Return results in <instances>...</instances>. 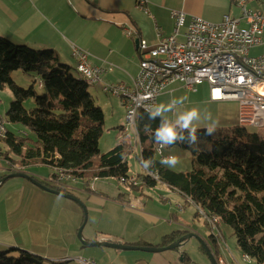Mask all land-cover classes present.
Masks as SVG:
<instances>
[{
    "label": "crops",
    "instance_id": "obj_1",
    "mask_svg": "<svg viewBox=\"0 0 264 264\" xmlns=\"http://www.w3.org/2000/svg\"><path fill=\"white\" fill-rule=\"evenodd\" d=\"M245 5L249 10L264 14V0H247ZM174 13L184 15L183 26L179 25ZM226 15L232 19H239L242 17V8L232 0H0V37L16 45H25L37 51L51 50L57 55L60 63L70 67L73 72L77 65V59L73 56L74 47L80 48L81 52L88 55L87 63L103 71L100 83L94 85L95 92L101 93L102 87L106 85L132 87V81L140 71L143 58L139 47L140 41H146L149 49H154L163 42L172 40L183 43L192 20L202 18L211 23H220ZM242 24L244 25V22ZM259 46H263L261 51L264 55V34L262 44ZM201 85L206 89L204 101L211 104L208 84ZM39 87L41 88L40 84ZM180 87H182L181 84L170 86L158 100ZM119 99L124 109L122 99ZM212 104L218 105L221 123L238 125L239 110L236 103ZM167 154L170 155V153ZM31 167L24 168L22 171L42 183L49 185L53 183L52 177L57 174L55 170L44 166ZM34 169H37L36 173L30 172ZM105 180L96 179L88 186L84 183H76L69 184V188L67 187V193L81 201L88 212L89 220L82 232L86 243L110 241L128 246L160 247L164 238L182 231L186 232L185 234L196 235L213 252V243L210 238L213 233L208 237L203 233V236H200L202 234L199 230H190L180 225L179 221L182 217L171 212V206L167 205V212L162 210L163 213L158 208L149 206L146 197L151 190H157L158 186L149 190H139L138 194L144 193L140 200L145 202V206L142 210H134L130 208L129 202L133 198L132 194L137 195V193L131 188L129 191L121 186L115 179ZM36 187L21 183L15 188L17 190L9 191L2 196L0 199V234L1 232H12L17 241H20L22 223L28 217L33 219L29 221H34L39 207L34 208L33 206L43 199L51 204V211L46 215L48 224H58L60 212L58 203L59 199L63 198L65 207L82 219V227L86 215L77 202ZM165 188L178 195V199L174 201L177 204V210L182 205L179 202L180 198L189 202L174 189L167 186ZM34 195H37V201L32 203ZM162 195L165 196L163 193ZM54 212L56 216L52 220ZM92 215L93 219H91ZM8 243L10 242L0 239V250H20L18 247L8 250L2 246L10 245ZM189 243L190 241L179 251L172 250L173 254L169 256H165V251L150 253L115 249L112 253L106 251L107 247L92 252L86 249L92 245L84 244L81 249L74 250L72 248L74 243L66 246L60 243L51 244L41 250L21 247L28 250L27 252L37 253L42 258L51 261L71 260L73 257H75L74 260L84 258L82 254L99 258L97 256L100 252L106 258H100V262H96V258H93L97 264H194L190 253L185 249ZM219 243L221 246V242ZM97 247L100 248V246ZM221 254L222 257L227 258L228 264H254L253 261L245 263L239 251L232 252L233 258L231 259L223 246H221ZM186 256L189 257L190 263L185 262ZM180 258H183V262L179 261ZM229 259L235 262L232 263ZM198 263L204 264L203 261Z\"/></svg>",
    "mask_w": 264,
    "mask_h": 264
},
{
    "label": "trees",
    "instance_id": "obj_2",
    "mask_svg": "<svg viewBox=\"0 0 264 264\" xmlns=\"http://www.w3.org/2000/svg\"><path fill=\"white\" fill-rule=\"evenodd\" d=\"M19 70L42 83L43 95H37L33 86L25 90L14 82L12 73ZM90 86L70 67L61 64L53 51H37L0 37V90L8 87L15 98L7 112L8 120L37 137L36 147L25 150L23 142L8 133L6 141L22 157L19 166L25 169L44 166L58 170L59 175L112 178L131 185L135 178L130 176L128 156L136 149L148 175L134 184L135 189L159 185L174 189L201 209L206 218L218 219L221 226L232 228L242 257L264 264V138L260 133L238 128L232 135L211 137L210 149H192V170L176 172L162 164L156 155L157 144L167 146L163 140L156 139V130L163 126L162 119L153 118V113L140 112L137 128L142 144L125 133L115 148L103 154L99 143L104 134L105 115L94 103ZM30 99L36 107L27 110L24 103ZM146 140L150 141L147 148L143 146ZM189 140L190 133H180L169 145L188 148ZM185 233L179 231L164 238L160 247L168 246ZM210 238L219 260L220 239L214 234ZM68 262H51L22 250H0V264ZM185 262H191L189 257H185Z\"/></svg>",
    "mask_w": 264,
    "mask_h": 264
},
{
    "label": "rangeland",
    "instance_id": "obj_3",
    "mask_svg": "<svg viewBox=\"0 0 264 264\" xmlns=\"http://www.w3.org/2000/svg\"><path fill=\"white\" fill-rule=\"evenodd\" d=\"M249 10V9H248ZM252 11V10H251ZM240 19V18H239ZM223 20V19H222ZM244 22V21H242ZM264 34V33H263ZM262 44V43H261ZM260 44V45H261ZM263 46H255L252 49V57H259L264 56L262 55ZM77 66V65H76ZM74 70V73L78 75V77H82L81 74ZM77 72V73H76ZM12 78L14 82L22 89H29L32 86L34 87L35 92L37 95L41 96L43 95L42 88L39 87V84H42L39 82V84L32 78V76L26 74L25 72L19 70L12 73ZM90 93L94 99V103L99 106L105 115V122H104V134L100 139L99 147L101 153H107L113 148L117 146L120 140H122L125 137V133H127V136L129 138L135 137V139L142 144L143 141H141V137L137 128L136 123V133L130 131L125 132L123 128L127 125V115H128V109L124 105V109L121 106L120 97L111 94L103 89L101 93H96L94 85L96 84L94 81H90ZM180 85V84H178ZM182 86V85H181ZM206 89H204L203 85H199L196 87L195 90H189L184 87H180V89L175 90V92L171 94H166L162 96L158 100V105L154 112H156L161 105H164L165 108H167L169 105H171L170 110L163 111L160 115H157V117H160L163 121V125L170 124L174 125L177 130V134L180 133H190V140H189V147L185 148L179 145L170 146L169 144H166L164 153H170L172 156L177 157V163L174 166H170L173 170L176 172L179 171H189L193 168V155H192V149L194 148H204L207 149L211 148V143L208 141L211 137H215L216 135H232L233 131H235L238 128H246V130L249 133H260L261 137L264 138V120L261 122L262 125L260 126H250L245 125L241 123V110L238 107L239 113H238V125H225L222 122V119L219 115L218 105H214L209 101L211 104L206 103L204 100L206 98ZM113 95V96H112ZM14 95L10 91L8 87H6L4 90H0V118L5 122L7 125L6 127V134L2 133V129H0V183L4 179V182L0 184V199L4 194H6L9 191L17 190L15 189L17 186H20L21 183L24 185H30L36 187L34 183L28 179L21 178V177H10L13 174H28L24 173L22 170L23 167L19 166V163H21V155L18 154L17 148L10 146L9 143L6 141V138L8 136V133H13L14 138L17 139L19 142H23L26 148H35L37 143V137L36 135L31 132L29 129L19 125L11 123L8 120L7 112L10 109L11 103L14 101ZM209 102V103H210ZM223 103H229V102H223ZM234 103V102H230ZM24 107L27 110H32L36 107V103L33 99H30L24 103ZM196 108L199 110V119L194 120L192 122V127L196 128L195 138L193 139L191 130L190 129H183L180 127V124L177 123L178 118L181 115H184L191 109ZM153 112V113H154ZM208 114H210V119H207ZM139 119V117H138ZM138 122V120H137ZM213 128V132L211 135L208 134V129ZM217 138V137H216ZM160 144V143H159ZM150 141L146 140L143 143L144 147H149ZM24 149L26 150V148ZM14 149V151L12 150ZM33 148V149H34ZM134 148V147H133ZM25 153V151H24ZM135 151L128 156V163L130 167V176L134 177L136 179V182H139L142 178L146 177L148 175L147 170H145L144 165L140 158H138ZM18 163V164H17ZM32 168V167H30ZM37 169H34V171H30L32 173H36ZM41 171L45 172L41 169ZM57 174L52 177L53 183L49 186L46 185L45 182L37 181L34 177V179L37 182H40L46 186H48L50 189L58 192L67 193V187L70 184H76V183H84L86 186H88L92 181H95L96 179H92L90 177L83 178L82 180H77L79 178H74L70 176H65V179L60 178L59 171L57 170ZM105 179H109L107 181H111V178H99L98 180L106 181ZM83 181V182H82ZM48 184V183H47ZM121 186L129 189L131 188L136 193L139 191L134 188V184H125V183H119ZM164 185H159L157 190H151L148 193V197H146V200L149 203L150 207L158 208L161 213L163 211L167 212V208L169 206L171 212H174L176 215H179L182 217V220L179 221V224L189 228L190 230H199L200 233L204 234L206 237L210 236L211 233L217 236L218 239L221 238V246H223V249L228 253V256L233 258L232 252H237V241L234 236V232L232 228L222 225L219 226L217 223H215L213 220L208 219L204 216V213L201 209L196 208L195 205L190 204L187 202L184 198V201L179 199L181 206L178 207V210L176 208V203L174 201L178 199V195L170 191L169 189L165 188ZM37 188V187H36ZM69 188V187H68ZM144 190H149L153 188H149L147 186H141ZM130 191V189H129ZM165 195L163 196L162 193ZM42 193V192H40ZM44 193V192H43ZM134 193V192H133ZM47 195V194H45ZM133 198L139 199L143 194H132ZM165 198V200H164ZM167 198V199H166ZM169 198V199H168ZM37 201V195H34L33 202ZM65 200L63 198L59 199L58 207H59V222L57 225L54 223L48 224L46 221V215H48L51 211V204L48 203L49 201H46L45 199L37 201L34 204V208L38 206L37 209V215L34 217V221L30 219L31 217H28L26 221L22 223L21 226V240L17 241L16 236L12 232H1L0 239L6 240L7 242H10L8 244L10 245H2L6 249H12L17 248L22 251H28L26 249H23V247L30 248V249H36L41 250L45 248L47 245L60 243L61 245H70L74 243L73 249H81L83 247V242L80 240L78 234L79 229L81 227V218L79 216H75L73 212L65 207ZM1 202V201H0ZM172 204V205H170ZM168 205V207H167ZM88 210V209H87ZM163 210V211H162ZM180 210V211H179ZM185 210V211H184ZM58 212V211H57ZM184 212V213H183ZM174 214V215H175ZM56 212L53 214L52 220L55 218ZM85 217V216H84ZM88 212H87V221L88 219ZM93 215L91 216V219ZM168 218V217H164ZM90 219V222L92 221ZM87 223V222H86ZM83 224V223H82ZM214 226L216 227V230L214 229ZM215 231L219 232L216 233ZM200 235V236H203ZM187 235V234H184ZM83 236V233H82ZM23 239V243H22ZM83 240H85L83 238ZM20 243V244H19ZM1 245V244H0ZM18 245V246H17ZM23 246V247H21ZM88 251L95 252L96 249H103V247H97V246H90L88 248ZM90 249V250H89ZM108 252H115V249L113 248H106ZM185 249L190 253V257L194 264H202L198 263L203 261L204 264H212L210 257L207 255L206 251L204 250L202 241L199 238H192L190 240V243L185 247ZM172 250L165 251V256L172 255ZM176 251V250H175ZM38 256H40L37 253H34ZM83 259L86 260H93V258L96 257H90V255H84ZM103 253L99 252V255L96 258V262H100V258H106ZM41 257V256H40ZM229 257V258H230ZM73 259L70 260L67 264H78L77 259L76 261ZM108 258V257H107ZM179 257H177L178 259ZM225 262H228L227 258L225 256L221 257ZM220 260V259H219ZM217 260V261H219ZM51 261V260H49ZM94 261V260H93ZM180 262H183V258L179 259ZM230 262L234 263L235 261H232L229 259ZM55 263H65L66 260H57V261H51ZM219 263V262H218ZM255 264V263H254Z\"/></svg>",
    "mask_w": 264,
    "mask_h": 264
},
{
    "label": "built area",
    "instance_id": "obj_4",
    "mask_svg": "<svg viewBox=\"0 0 264 264\" xmlns=\"http://www.w3.org/2000/svg\"><path fill=\"white\" fill-rule=\"evenodd\" d=\"M232 1L242 8L240 19H232L229 15L224 16L220 23H211L202 18L194 19L188 27L183 43L172 40L149 49L146 41H140L139 47L143 58L140 71L132 81V87L103 86L105 91L120 97L128 109L125 132L132 131L133 117L139 116L141 106H151L155 110L158 98L174 84L195 90L197 86L206 83L209 86L211 102H234L241 110L243 121L254 126L262 125L264 56L252 57L250 51L262 43L264 14L248 10L245 5L247 0ZM174 16L178 19L179 25L183 26L184 15L174 13ZM73 56L77 59L76 67L80 73L90 81L100 83L103 71L87 63L88 55L74 48ZM224 76L238 79L240 94L219 90L218 79ZM164 151L165 145L157 144L158 158L172 156L165 154ZM129 206L134 210H142L145 202L132 198ZM77 262L97 264L93 260L83 258L77 259ZM219 264L228 263L220 258Z\"/></svg>",
    "mask_w": 264,
    "mask_h": 264
},
{
    "label": "water",
    "instance_id": "obj_5",
    "mask_svg": "<svg viewBox=\"0 0 264 264\" xmlns=\"http://www.w3.org/2000/svg\"><path fill=\"white\" fill-rule=\"evenodd\" d=\"M10 177H21V178L28 179V180L32 181L34 183V185H36L37 187H39V188H41V189H43V190H45V191H47L49 193H52V194H55V195H58V196H62L64 198H67V199H70V200H73V201L77 202L82 207V209H84L85 215H86L85 220H84V224L82 225V227H80L79 234H78L80 240L83 242L84 245L100 246V247H107V248L120 249V250H134V251L139 250V251H146V252H150V253H160V252H164V251H167V250H177V251H179L192 238H198L194 234L183 235L180 238H178L176 241H174L173 243H171L170 245H168L166 247L128 246V245H123V244H119V243H112L110 241H98L96 243H86L83 240L82 232H83V228H84V226H85V224L87 222V211H86L83 203H81V201H79L76 197L72 196L69 193H64V192L61 193V192L54 191V190L50 189L48 186H46V185H44V184H42L40 182H37L33 178V176H31L30 174L19 173V174H13ZM3 182H4V179L1 181V183H3ZM202 244H203L204 250L206 251L207 255L211 259V263L212 264H218V261H217L216 257L214 256L213 252L211 251V249L207 245H205L203 242H202Z\"/></svg>",
    "mask_w": 264,
    "mask_h": 264
},
{
    "label": "clouds",
    "instance_id": "obj_6",
    "mask_svg": "<svg viewBox=\"0 0 264 264\" xmlns=\"http://www.w3.org/2000/svg\"><path fill=\"white\" fill-rule=\"evenodd\" d=\"M171 105H169L167 108H165L164 105H161L159 109L152 114V117L154 118L157 115H160L163 111L170 110ZM210 114H208L207 119H210ZM199 119V110L196 108L191 109L184 115H181L178 118L177 123L180 124V127L183 129H190L193 139L195 138L196 128L192 127V122L194 120ZM213 132V128L208 129V134L211 135ZM156 139L157 140H163L165 144H172L178 139V134L176 127L174 125L165 124L162 127L158 128L156 130ZM145 163H149L148 161H145ZM164 165L174 166L177 163V157L175 156H169L166 157L161 161Z\"/></svg>",
    "mask_w": 264,
    "mask_h": 264
},
{
    "label": "bare ground",
    "instance_id": "obj_7",
    "mask_svg": "<svg viewBox=\"0 0 264 264\" xmlns=\"http://www.w3.org/2000/svg\"><path fill=\"white\" fill-rule=\"evenodd\" d=\"M75 49H79L81 51L80 48H77V47H74ZM76 71H78L79 74L80 71L79 69L76 67ZM82 76V79L84 81H86L87 83H91L89 78H87L86 76ZM218 88L220 91L222 92H233V94H240V87H238V79H236L235 77H232V76H224L222 77L221 79H218ZM141 112H145L147 114H152L154 112V110L151 108V106H141ZM138 117L139 116H134L133 117V123H132V132L136 133V123H137V120H138ZM241 123L242 124H245V125H250V126H254L253 124H250L249 122H246V121H243L241 120ZM6 127L7 125L5 124V122L1 119V129H2V133H5L6 134ZM156 151V149H155ZM164 158H159L160 161H162ZM61 177L60 178H63L65 179V176L64 175H60ZM134 184H137L136 182V179H133L132 180ZM213 220L215 223H217L219 226H221L219 224V221L218 219H211ZM214 229L216 230V227L214 226ZM216 233H219L217 231H215ZM243 261L245 263H249L252 261L251 258H249L248 256H243Z\"/></svg>",
    "mask_w": 264,
    "mask_h": 264
}]
</instances>
